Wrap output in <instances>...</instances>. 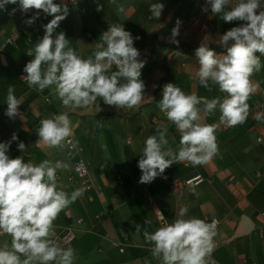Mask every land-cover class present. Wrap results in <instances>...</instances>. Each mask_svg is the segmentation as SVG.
I'll return each mask as SVG.
<instances>
[{
  "label": "crops",
  "instance_id": "1",
  "mask_svg": "<svg viewBox=\"0 0 264 264\" xmlns=\"http://www.w3.org/2000/svg\"><path fill=\"white\" fill-rule=\"evenodd\" d=\"M98 2L103 5L102 11H96L94 0H76L57 32L63 31L77 55L85 59L92 55L101 33L111 24H122L133 37H139L134 46L145 61L141 79L146 88L145 98L137 107L117 110L98 100L100 108L93 104L72 109L62 105L54 86L43 91L30 88L21 79L26 75L24 66L33 58L26 53L42 38L43 25L52 17L41 12L40 18L29 26L24 21L36 10L27 14L17 10L10 15L17 7L12 4L0 10V142L9 141L15 133L18 141L10 145V158L23 156L25 162L36 164L46 159L53 163L59 160L70 167L82 161L88 167L86 190L70 182V167L57 171V184L62 190L69 194L76 189L83 192L54 221L58 234L62 228L73 226L75 219H82L72 241L64 246L76 250L74 264H160L152 257L143 231L157 229L155 210L159 209L171 223L182 207L188 209L185 218H215L219 222L211 254L213 264H264V240L258 235L260 214L264 213V121L255 118L264 113V67L250 78L258 87L248 100L249 116L244 124L225 125L218 110L201 121L215 125L217 155L203 165L173 164L150 184L138 182L141 176L138 160L148 136L167 127L169 143L164 150L171 148L175 152L179 147V132L157 107L163 86L173 83L187 94L223 98L225 94L218 86L209 91L198 84L195 49L201 42L214 50L220 49L217 45L220 36L238 22L226 23L210 11L168 7H164L157 20L149 12V5L162 3L158 0ZM261 4L264 10V0ZM121 5L125 9L122 13L118 12ZM177 22L178 44L171 42V31ZM260 59L264 65V56ZM9 85L14 86L20 101V115L13 119L4 115ZM60 113L69 115L74 151L65 148L64 143L56 148L35 144L40 121ZM19 141L28 146L24 153L17 148ZM114 174L121 176V184L113 181ZM195 176L201 178L197 184L184 185ZM137 224L141 226L139 233ZM112 242H117L122 252ZM5 243L10 245L11 237L0 236V247Z\"/></svg>",
  "mask_w": 264,
  "mask_h": 264
},
{
  "label": "clouds",
  "instance_id": "2",
  "mask_svg": "<svg viewBox=\"0 0 264 264\" xmlns=\"http://www.w3.org/2000/svg\"><path fill=\"white\" fill-rule=\"evenodd\" d=\"M71 2L75 4L76 0ZM94 2L96 11H102L103 5L98 0ZM230 3L231 0H205L202 6L204 13L210 11L213 16L219 15L226 23L238 22L220 36L217 45L224 51L217 52L203 42L195 49L199 63L195 73L198 84L209 91L212 86H218L225 95L208 99L187 94L173 83L163 86L157 107L179 132V147L175 152L171 148L164 150L169 143L167 127L148 136L138 160L141 184L152 183L173 164L203 165L218 154L215 125L202 123L205 117L218 110L220 121L234 127L244 124L249 116L248 100L258 87L250 78L264 67L260 59L264 56V10H261V0H236L230 10H226ZM8 4L17 5L10 15L17 10L22 14L36 10L24 21L29 26L40 18L41 12L45 17H52L43 25L42 38L26 53L33 58L24 66L26 75L21 79L30 88L43 91L54 86L62 105L72 109L93 104L99 107L98 100L117 110L131 109L142 103L146 85L141 79V70L145 61L134 46V40L139 37H133L122 24L109 25L95 43L92 55L85 59L77 55L63 31L57 32L70 11L64 0L60 3L0 0V10H6ZM164 7L163 3H152L149 12L159 20ZM124 11L122 5L118 6V12ZM178 35L179 22L171 31V42L178 44ZM113 66L115 71H112ZM6 99L4 115L16 118L20 115V101L13 85H9ZM255 118L264 121V113H258ZM36 133L37 146H62L73 134L69 115L60 113L42 119ZM12 141H18L15 133L9 141L0 142V233L11 237L10 245L5 243L0 247V264H74L76 250L64 247L54 230V221L61 211L83 194L81 189L69 194L57 184V171L68 169L70 165L59 160L53 163L46 159L36 164L25 162L23 156L10 158ZM17 148L24 153L28 146L19 141ZM155 212L163 221L162 226L153 232L143 231L152 257L160 264H213L211 254L217 221L208 223L196 217L185 218L188 212L185 207L175 214L171 223L159 209ZM140 230L137 224L136 232Z\"/></svg>",
  "mask_w": 264,
  "mask_h": 264
},
{
  "label": "built area",
  "instance_id": "3",
  "mask_svg": "<svg viewBox=\"0 0 264 264\" xmlns=\"http://www.w3.org/2000/svg\"><path fill=\"white\" fill-rule=\"evenodd\" d=\"M236 0H231V3L234 4ZM65 3H67L68 7L74 5L71 0H67ZM76 4V3H75ZM9 41V40H8ZM165 115V114H163ZM260 140V139H258ZM64 147L67 148L69 151H74L75 148V143L72 137L67 138L64 141ZM186 165V164H185ZM69 180L70 182L78 183L82 189L86 190L89 188V172H88V167L86 164H84L82 161H78L74 163L70 168H69ZM201 180L200 176H195L191 179H188L184 182V185H195ZM113 181H115L118 184H121L122 178L119 174H114L113 175ZM262 221L260 224V227L258 229V235L261 240H264V213L260 214ZM155 218H156V227L159 228L162 226L163 221L159 219V217L156 215L155 212ZM166 220V219H165ZM213 220L217 221L215 218H210L206 219L205 221L208 223H211ZM218 222V221H217ZM82 224V219L77 218L73 222V226H66L60 230V232L57 234V238L62 241L63 246L68 245L73 237H74V231L76 230V226H79ZM219 226V222L217 223V229ZM0 236L2 237H10L6 234L0 233ZM112 244L116 247H118V250L122 252V248L119 247V244L117 242H112Z\"/></svg>",
  "mask_w": 264,
  "mask_h": 264
},
{
  "label": "rangeland",
  "instance_id": "4",
  "mask_svg": "<svg viewBox=\"0 0 264 264\" xmlns=\"http://www.w3.org/2000/svg\"><path fill=\"white\" fill-rule=\"evenodd\" d=\"M161 1L165 7L177 10H202L205 5V0H158ZM232 3L228 7H231ZM227 7V8H228Z\"/></svg>",
  "mask_w": 264,
  "mask_h": 264
},
{
  "label": "trees",
  "instance_id": "5",
  "mask_svg": "<svg viewBox=\"0 0 264 264\" xmlns=\"http://www.w3.org/2000/svg\"><path fill=\"white\" fill-rule=\"evenodd\" d=\"M216 51H217V52H223L224 49L220 48V49H217Z\"/></svg>",
  "mask_w": 264,
  "mask_h": 264
}]
</instances>
